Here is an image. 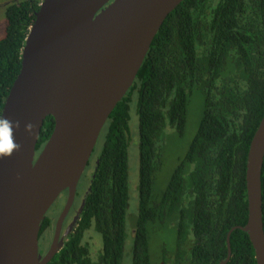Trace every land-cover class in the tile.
Returning <instances> with one entry per match:
<instances>
[{"label": "trees", "instance_id": "trees-1", "mask_svg": "<svg viewBox=\"0 0 264 264\" xmlns=\"http://www.w3.org/2000/svg\"><path fill=\"white\" fill-rule=\"evenodd\" d=\"M42 0H9L0 37V113L16 79L22 49ZM203 110L185 154L163 191L155 193L167 128L182 134L190 96ZM137 99L138 214L127 219L130 105ZM264 115V0H182L152 39L133 84L115 105L76 190L85 200L74 230L46 264H219L227 234L247 222L246 161ZM54 128L47 116L36 156ZM98 143V142H97ZM264 231V159L261 172ZM65 198V194L63 195ZM80 206V205H79ZM51 215L41 222L47 235ZM172 228L175 248L151 250L159 230ZM132 235L130 250L126 244ZM101 237L94 251L88 234ZM224 264H256L248 234L233 229Z\"/></svg>", "mask_w": 264, "mask_h": 264}, {"label": "water", "instance_id": "water-1", "mask_svg": "<svg viewBox=\"0 0 264 264\" xmlns=\"http://www.w3.org/2000/svg\"><path fill=\"white\" fill-rule=\"evenodd\" d=\"M182 0H42L22 49L20 71L1 113L18 122L19 151L0 159V264H46L80 217L85 200L63 239L60 227L75 198L103 125L136 77L159 27ZM52 133L36 156L44 119ZM33 124L31 135L25 124ZM264 115L246 161L248 216L243 226L264 264L261 172ZM67 198L48 251L39 253V230L58 196ZM45 236V235H44ZM59 245V246H58Z\"/></svg>", "mask_w": 264, "mask_h": 264}, {"label": "rangeland", "instance_id": "rangeland-1", "mask_svg": "<svg viewBox=\"0 0 264 264\" xmlns=\"http://www.w3.org/2000/svg\"><path fill=\"white\" fill-rule=\"evenodd\" d=\"M9 0H0V37L4 34V28L6 25L5 7L2 6ZM203 110V95L199 91L192 93L188 103L187 118L184 131L179 134L175 129L167 128L164 144L162 147V162L159 170L155 176V193L163 191L168 183L170 175L172 174L179 158H181L196 131L198 122L201 118ZM130 144H129V185L130 196L127 219L131 225H134L131 216H134V221L138 214V178H139V138H138V114H137V99L134 96L130 105ZM100 142L96 145L99 146ZM101 146V145H100ZM99 146V147H100ZM96 147V146H95ZM128 232V231H127ZM132 234V233H131ZM127 236L126 244L131 246L132 235ZM91 245L94 251H97L101 247V237L98 234H88ZM175 232L172 228H166L159 230L155 233L152 239L151 250L156 255L161 254V250L166 248L172 250L175 248Z\"/></svg>", "mask_w": 264, "mask_h": 264}, {"label": "flooded vegetation", "instance_id": "flooded-vegetation-1", "mask_svg": "<svg viewBox=\"0 0 264 264\" xmlns=\"http://www.w3.org/2000/svg\"><path fill=\"white\" fill-rule=\"evenodd\" d=\"M85 170H84V173H85ZM64 194H65V198H63ZM84 196L85 195L83 194L82 198L79 199L78 203H79L80 206L78 205V207H76V205H75L76 204V193H75L74 202H73V204L70 207L68 213L66 214V216L64 217V219L62 221V224H61V227H60V231H59L60 233H59L58 239L56 241V244H59V242L63 239V235L69 229L74 217L76 216L77 211L81 208ZM66 198H67V190L63 191L58 196L56 201L53 203V205L50 207V209L46 213V215H51L50 216L51 221L49 222L47 235H45V236L42 235L41 237H39V246L38 247H39V253L42 254V256L50 248V245H51L53 237H54L56 221H57V219L59 217L60 212L62 211V208L65 205ZM74 228L69 232V234L74 230ZM69 234L67 235V237L69 236ZM64 241H65V239L63 240V244H64ZM62 245L60 244L61 247H62ZM60 248H58V250H60Z\"/></svg>", "mask_w": 264, "mask_h": 264}, {"label": "clouds", "instance_id": "clouds-1", "mask_svg": "<svg viewBox=\"0 0 264 264\" xmlns=\"http://www.w3.org/2000/svg\"><path fill=\"white\" fill-rule=\"evenodd\" d=\"M19 123L10 120L4 114L0 113V159L11 156L19 151L20 144L16 142L15 132ZM33 124H25V130L31 135Z\"/></svg>", "mask_w": 264, "mask_h": 264}]
</instances>
